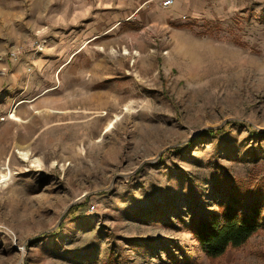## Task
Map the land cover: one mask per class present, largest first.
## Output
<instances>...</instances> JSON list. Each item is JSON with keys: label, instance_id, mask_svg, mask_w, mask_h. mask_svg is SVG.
<instances>
[{"label": "rangeland", "instance_id": "obj_1", "mask_svg": "<svg viewBox=\"0 0 264 264\" xmlns=\"http://www.w3.org/2000/svg\"><path fill=\"white\" fill-rule=\"evenodd\" d=\"M163 1L0 0V264H264L184 228L221 175L264 221V0Z\"/></svg>", "mask_w": 264, "mask_h": 264}, {"label": "trees", "instance_id": "obj_2", "mask_svg": "<svg viewBox=\"0 0 264 264\" xmlns=\"http://www.w3.org/2000/svg\"><path fill=\"white\" fill-rule=\"evenodd\" d=\"M208 129L205 135H215ZM214 185L218 199L207 200V207L196 209L184 228L191 234L207 260L221 259L228 249L244 245L251 236L264 228L262 199L252 190L227 182L223 175ZM80 206V205H79ZM181 253L183 248L176 249Z\"/></svg>", "mask_w": 264, "mask_h": 264}, {"label": "built area", "instance_id": "obj_3", "mask_svg": "<svg viewBox=\"0 0 264 264\" xmlns=\"http://www.w3.org/2000/svg\"><path fill=\"white\" fill-rule=\"evenodd\" d=\"M172 3H173V0H164V1L162 2V5H163L164 7H169V6L172 5Z\"/></svg>", "mask_w": 264, "mask_h": 264}, {"label": "bare ground", "instance_id": "obj_4", "mask_svg": "<svg viewBox=\"0 0 264 264\" xmlns=\"http://www.w3.org/2000/svg\"><path fill=\"white\" fill-rule=\"evenodd\" d=\"M94 99V98H93ZM11 117V116H10ZM9 117V118H10ZM12 117H14V115H12ZM17 120V119H16ZM21 152V151H20ZM28 152H24V153H22V157L23 158H28V154H27ZM29 159V158H28ZM6 167V166H5ZM2 169H3V166H2ZM3 172V171H2ZM6 172V171H5ZM8 173V172H7ZM2 174V173H1ZM10 174V173H9ZM6 174H3L2 175V177H4ZM1 180V179H0ZM7 181V180H6Z\"/></svg>", "mask_w": 264, "mask_h": 264}, {"label": "crops", "instance_id": "obj_5", "mask_svg": "<svg viewBox=\"0 0 264 264\" xmlns=\"http://www.w3.org/2000/svg\"><path fill=\"white\" fill-rule=\"evenodd\" d=\"M168 8V7H167Z\"/></svg>", "mask_w": 264, "mask_h": 264}]
</instances>
